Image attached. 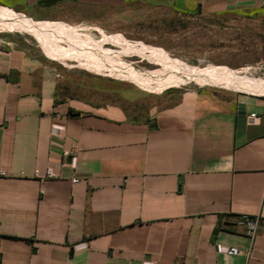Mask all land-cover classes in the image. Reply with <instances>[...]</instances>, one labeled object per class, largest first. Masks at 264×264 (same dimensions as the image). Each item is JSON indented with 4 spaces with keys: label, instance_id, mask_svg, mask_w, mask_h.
Masks as SVG:
<instances>
[{
    "label": "crops",
    "instance_id": "obj_1",
    "mask_svg": "<svg viewBox=\"0 0 264 264\" xmlns=\"http://www.w3.org/2000/svg\"><path fill=\"white\" fill-rule=\"evenodd\" d=\"M132 9L264 19L244 12L264 0H0L67 34ZM59 58L0 36V264H264V96L169 87L134 112Z\"/></svg>",
    "mask_w": 264,
    "mask_h": 264
},
{
    "label": "rangeland",
    "instance_id": "obj_2",
    "mask_svg": "<svg viewBox=\"0 0 264 264\" xmlns=\"http://www.w3.org/2000/svg\"><path fill=\"white\" fill-rule=\"evenodd\" d=\"M244 12L258 15L264 13L256 9ZM0 13L11 14L2 11ZM210 24L212 26L181 17L169 9L148 10L141 15L137 9H132L130 19H126V22H66L65 25L72 29L74 27L77 32L66 33L67 36L86 42L80 45L70 44L55 31L37 33L13 25L0 24V36L25 38L40 47L42 44L53 47L67 66L74 67L67 70H75L77 79L82 78L85 81L100 77L99 82L104 84L99 87L115 90L106 96L123 101L134 112L144 109L153 101L151 96H158L167 91L163 89L169 87H208L223 93L264 96V19L245 20L241 29H235L228 24L225 28ZM214 62L226 63L235 68L213 66ZM176 64L203 75L214 76L206 80L185 77L178 72ZM170 73H177L176 77H167ZM231 75L235 79L228 77ZM132 76H149L151 79L141 81ZM107 78L108 82L105 81Z\"/></svg>",
    "mask_w": 264,
    "mask_h": 264
},
{
    "label": "bare ground",
    "instance_id": "obj_3",
    "mask_svg": "<svg viewBox=\"0 0 264 264\" xmlns=\"http://www.w3.org/2000/svg\"><path fill=\"white\" fill-rule=\"evenodd\" d=\"M11 12H9L10 14ZM17 14H14V13H11L10 15H5L3 13H0V24L3 25V26H9V25H13V26H16V27H20V28H25V29H30L31 31H34V32H37L39 33L40 31H45V30H50V31H55L56 33H58L59 35L63 36L64 37V40L65 41H68L70 44H75V45H80L82 43H86V42H82L81 40H75V39H70L66 33L62 32V31H59V30H56V29H53L52 27H48V26H45V25H39V24H36V23H33V22H30V21H27V20H23L22 18L16 16ZM49 33V32H48ZM36 34V33H35ZM39 35V34H37ZM43 35V34H42ZM41 35V36H42ZM40 37V36H39ZM55 46V45H54ZM89 46V45H88ZM53 48V47H52ZM77 50V48H76ZM59 51V50H58ZM64 52V51H62ZM67 52V51H65ZM64 52V53H65ZM61 53V52H60ZM68 53V52H67ZM80 53V52H79ZM111 53V52H110ZM57 54V53H56ZM59 54V52H58ZM94 54V53H92ZM65 55V54H64ZM69 55V54H68ZM102 55V54H100ZM112 55V54H111ZM72 55H70L71 57ZM93 56V55H92ZM95 56V54H94ZM114 56V55H113ZM74 57H76L74 55ZM104 57V56H102ZM115 57V56H114ZM194 67V66H193ZM176 68L178 70V72H180V74L182 76H185V77H190L192 79H195V80H206V79H210L212 78L214 75L213 74H208V75H203L202 73H199V72H194L192 71L191 69L185 67H181L179 64H176ZM126 69V68H124ZM130 70V69H129ZM176 71V70H175ZM127 72H129L127 70ZM213 72V71H211ZM162 74V73H161ZM177 74V73H176ZM176 74L175 73H170L167 75V77H169L170 79H173L174 77H176ZM179 74V75H180ZM158 75V74H157ZM225 75V74H224ZM227 75V74H226ZM180 76V77H182ZM133 78L135 79H138V80H141V81H145V80H149L151 78H146V77H134L132 76ZM179 77V78H180ZM228 77H231L233 79H235L234 76H228ZM178 78V77H177ZM222 79V78H221ZM228 79V78H227ZM219 80V79H218ZM225 81V80H224ZM237 83H240L241 81L240 80H237L236 81ZM230 83V82H229ZM232 83V82H231ZM256 83V82H255ZM241 84V83H240ZM232 85V84H231ZM236 85V83L234 84V86ZM256 85V84H255ZM244 86V85H243ZM253 86V84H252ZM239 87V86H238ZM242 87V86H241ZM261 87V86H260ZM235 88V87H234ZM250 88V87H249ZM258 88V87H257ZM262 90V89H260Z\"/></svg>",
    "mask_w": 264,
    "mask_h": 264
},
{
    "label": "built area",
    "instance_id": "obj_4",
    "mask_svg": "<svg viewBox=\"0 0 264 264\" xmlns=\"http://www.w3.org/2000/svg\"><path fill=\"white\" fill-rule=\"evenodd\" d=\"M252 116H255V115L252 114ZM47 175L48 176L53 175L51 168H48ZM73 181H76V180L74 179ZM244 220H245V224H246V233L249 236L253 237L256 234L258 227H259L258 219L246 217ZM226 253L229 255H237L240 253V251L236 247H230L226 250Z\"/></svg>",
    "mask_w": 264,
    "mask_h": 264
},
{
    "label": "water",
    "instance_id": "obj_5",
    "mask_svg": "<svg viewBox=\"0 0 264 264\" xmlns=\"http://www.w3.org/2000/svg\"><path fill=\"white\" fill-rule=\"evenodd\" d=\"M238 120L239 123H244L245 121V109H244V105L242 103H239L238 105Z\"/></svg>",
    "mask_w": 264,
    "mask_h": 264
}]
</instances>
